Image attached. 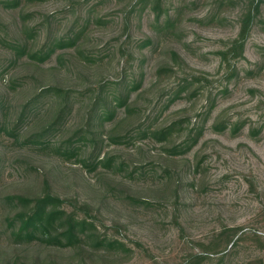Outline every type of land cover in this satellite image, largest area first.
<instances>
[{"label":"rangeland","instance_id":"374dc122","mask_svg":"<svg viewBox=\"0 0 264 264\" xmlns=\"http://www.w3.org/2000/svg\"><path fill=\"white\" fill-rule=\"evenodd\" d=\"M153 1L0 0V253L264 264V0ZM43 178L121 245L12 239Z\"/></svg>","mask_w":264,"mask_h":264},{"label":"trees","instance_id":"16d2710c","mask_svg":"<svg viewBox=\"0 0 264 264\" xmlns=\"http://www.w3.org/2000/svg\"><path fill=\"white\" fill-rule=\"evenodd\" d=\"M158 5L159 0H154L152 9L155 10V18H158L160 14ZM171 24L170 20L166 23L167 26ZM244 34L245 29L242 28L239 36ZM238 44L242 48V44ZM37 56L40 60L45 57L44 55L40 57V54ZM173 56L177 55L173 53ZM167 68L171 69L169 65L159 66L157 72ZM47 88V90L55 91L59 98L66 96L65 91L57 85ZM43 182L46 186L41 194L17 193L10 198L15 199L18 207L13 215H6V230L12 239L27 241L36 239L46 244L66 245L79 254L87 256L92 255L94 250L101 246L106 249L114 243L121 245L120 242L101 237L93 222L66 211L61 206L64 199L51 191L46 178H43ZM26 255L18 251L0 253V264H37L38 253L30 254V259L26 258Z\"/></svg>","mask_w":264,"mask_h":264}]
</instances>
